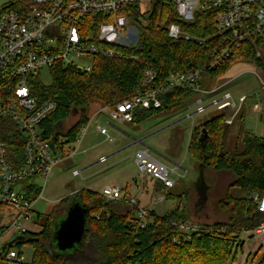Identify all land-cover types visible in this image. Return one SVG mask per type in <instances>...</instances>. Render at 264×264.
I'll use <instances>...</instances> for the list:
<instances>
[{"label":"trees","instance_id":"16d2710c","mask_svg":"<svg viewBox=\"0 0 264 264\" xmlns=\"http://www.w3.org/2000/svg\"><path fill=\"white\" fill-rule=\"evenodd\" d=\"M8 4L14 5L10 2ZM94 19L103 20L100 16ZM129 21L135 28L136 41L120 49L131 57H94L90 71L79 70L59 61L49 67L47 73L50 81L47 83L41 75L31 76L29 86L36 102L51 100L56 104L55 111L42 124L47 139L57 142L63 137L65 145L71 147L89 122L87 111L90 103L98 101L102 106L113 108L117 103L132 97L146 69L153 70L151 86L157 87L167 81L170 73L191 68H204L203 75L209 79L220 77L236 62H254L264 68V59L256 57L255 49L250 44L235 49L228 59L210 69L213 40L206 45H199L193 39L173 40L168 36L167 27L171 23L199 37L211 34L213 26L209 12H199L193 21L186 22L178 17L172 5L159 4L147 13L131 10ZM199 95L198 92L184 88L164 91L159 95L161 107L137 108L132 122L139 123L158 110H171L186 102L189 105L191 98ZM242 109L233 118L241 124L238 137L242 149H225V137L232 125L225 122L232 115L227 113L217 114L193 126L187 147L198 166H210L214 170L226 172L230 177L228 189L240 191L241 195L237 197L226 193L218 200V206L229 211L226 221L194 225L188 223L181 206L183 192L174 195L169 191L171 188L165 189L161 182L147 177L153 185L151 195L160 193L165 200L177 201L172 208L158 213L153 207L141 204L138 196L130 195L127 188H121L119 199H107L101 192L82 188L60 200L48 213H37V220H41L36 221L39 230L28 232L22 239L7 243L6 249L14 245L21 249L26 243L33 247L30 261H20L18 264H264V248L252 234L256 227L253 215L258 210V204L250 198L253 191L264 195V134L257 135L244 128L245 107ZM75 116L74 123L66 127L65 121ZM202 128H205L207 135L201 145L199 136ZM10 132L11 139L9 136L7 139L10 161L20 166L22 144L14 126H11ZM26 182L29 183L26 187L27 195L34 198L38 190H31L32 179ZM143 183L141 192L145 191ZM71 199L89 208L81 248L84 249L87 244L95 255L93 260H88L81 248L75 251L73 257H65L55 253L52 247L55 212L58 206ZM131 199L135 202H131ZM7 207L0 202V212ZM140 207L147 210L148 215L144 218L138 216ZM182 224L188 228L182 229ZM242 235L247 236L243 238ZM246 239L251 241L248 243L249 251L244 254Z\"/></svg>","mask_w":264,"mask_h":264},{"label":"built area","instance_id":"2783aa9c","mask_svg":"<svg viewBox=\"0 0 264 264\" xmlns=\"http://www.w3.org/2000/svg\"><path fill=\"white\" fill-rule=\"evenodd\" d=\"M14 5H9L8 3ZM0 8V202L15 210L13 219L1 228L2 245L0 259L18 263L22 256L19 251L6 249L7 241L14 236L36 232L39 225L34 220L35 202L42 198L48 177L59 161L74 156L85 134V127L77 135L73 145H65V138L57 142L47 139L42 124L55 111L51 100L37 103L31 95L29 79L48 71L56 62L90 71L94 57H131L120 48L135 44V28L130 24L131 10L140 13L151 12L155 5H172L178 17L186 22L194 20L199 12H209L212 19V33L196 36L184 32L176 23L167 27V34L173 40H196L206 45L213 40L210 69H214L228 59L235 49L246 44L255 49L256 57H262L264 45V0H11ZM146 5L142 12V5ZM100 16L102 21L94 18ZM93 18V19H92ZM81 58L90 59L81 65ZM204 68H191L179 73H170L162 86L152 87L154 72L146 69L135 94L107 108L110 121L132 122L137 108L161 107L159 95L174 88L190 89L200 95L210 94L209 105L218 109L234 108L233 114L225 119L231 124L235 114L246 102L247 96L240 95L236 101L229 92L217 96L218 88L204 90L199 79ZM209 79V78H207ZM264 89V84L262 83ZM204 99L198 96L188 108L196 106L202 112ZM261 103H254L252 110L260 111ZM106 124H109L106 121ZM11 126L17 130L22 144V164L10 161L8 136ZM97 131L105 139L112 140L105 126H97ZM12 157V156H11ZM103 160V159H102ZM135 163L142 183L147 177L161 182L165 189L175 185V167L168 168L151 157L147 150L135 153ZM79 175L80 171H72ZM179 175V174H177ZM32 179L31 190H38L34 198L27 195L26 181ZM42 182V185H39ZM101 194L107 199H119L121 187L106 186ZM250 198L257 202L258 210L264 214V195L253 191ZM161 196L157 201L161 202ZM135 202L134 199L130 200ZM154 207V203L152 204ZM147 210L139 208L138 216L146 217ZM187 229L186 224L181 225ZM252 234L264 248V220ZM10 241V242H14Z\"/></svg>","mask_w":264,"mask_h":264},{"label":"rangeland","instance_id":"374dc122","mask_svg":"<svg viewBox=\"0 0 264 264\" xmlns=\"http://www.w3.org/2000/svg\"><path fill=\"white\" fill-rule=\"evenodd\" d=\"M11 0H0V8ZM146 5H142V12H145ZM141 18V17H140ZM132 26V25H131ZM262 58L264 59V45L261 48ZM81 65H87L90 63V59L81 58L78 61ZM44 82H49L50 77L46 70H42L40 73ZM205 74L199 79L202 89L218 88L217 96H221L225 92H229L232 97L237 101L240 95H246L247 99L245 106L242 105L241 109L245 107V123L247 126L257 135L264 134V68L258 66L254 62H236L233 63L230 68L220 77L215 79H206ZM204 98L202 106L207 105L210 102V95H199ZM198 97L191 98L197 99ZM191 102V103H192ZM261 103L262 109L258 111L252 110L254 103ZM189 103V104H191ZM189 105L183 103L171 110L162 109L146 116L139 123L134 122H122L119 120L113 121L112 124L120 129H127L128 132H132L137 129L134 135L135 139L144 138L142 143H136L124 148L120 157L124 158L119 165L106 167L111 159L106 162L92 163L88 168H85L90 163L86 164L85 161L89 157L95 156L101 149L109 147V145H115L118 141L107 140L94 131L96 122H102L106 118L104 111L99 115L97 120H93L94 115L99 113L102 104L98 101H92L87 111L89 122L85 127V134L81 144L77 147V152L74 156H69L63 161H59L50 176L48 177L46 187L42 192V198H39L33 209L35 211L34 220H37L36 214H46L51 208L57 205L60 200L67 196H71L74 190L91 187L100 192L106 186H112L121 184L123 188H127L130 195L138 196L141 204L145 207L153 206L158 213H164L176 204V200H164V202L157 201L161 195L155 193L153 195V185L149 179L145 178L143 184H145V191L141 192L142 181L138 174L135 153L139 150L148 149L149 155H152L159 161H161L168 168H173L175 165L181 164V167L175 168L173 178H175V185L169 191L178 195L183 192V201L181 206L184 209V217L188 223L200 224V223H212L215 221H226L229 216L228 210H223L218 206V200L225 196L226 193L237 197L240 194L235 188L228 189L230 177L226 172L214 170L210 166H198V162L188 152V141L190 138L191 130L193 126L201 124L203 121L220 114L227 113L233 114L234 108L230 109H218L214 105H210L202 112H195L196 106L188 108ZM243 110V109H242ZM107 112V111H106ZM190 114H192L190 116ZM75 117H70L65 121V126L68 127L74 123ZM244 125V128H247ZM65 127V128H66ZM241 124L233 121L225 137V149L233 151L242 149V143L239 140V129ZM133 133V132H132ZM111 137L113 134H109ZM114 138V137H112ZM104 141L100 143L101 141ZM100 141V142H99ZM99 142L93 146L92 144ZM132 143V140L128 143ZM127 144V145H128ZM126 145V146H127ZM76 147L75 145H71ZM91 146V147H90ZM99 158L96 159V161ZM74 164V165H72ZM85 168V169H83ZM73 169L81 170L79 175H73ZM186 170V172L184 171ZM179 174V175H177ZM128 176V178H127ZM42 185V182H39ZM126 184V185H125ZM127 186V187H125ZM146 190H148L147 193ZM150 193V194H149ZM150 198V199H149ZM149 199V201H148ZM70 201V200H69ZM68 201V202H69ZM148 201V202H147ZM67 204V203H66ZM58 206L54 218V223H58L61 220V216L64 213L65 206ZM15 215V210L7 207L0 212V226L9 223ZM0 231V246L2 245V237ZM247 235H242L245 238ZM247 240V239H246ZM14 241L12 236L7 242ZM251 241V240H250ZM249 240H247L245 246V253L249 251ZM55 253L61 254L65 257H73L75 254V248L60 250L55 244H52ZM79 249V246H76ZM11 249L21 251L20 261L29 262L31 259L33 247L29 244H24L21 249L17 246H12ZM83 254L86 253L88 260H93L95 255L90 251L89 246L86 244L84 249L81 248ZM87 257L85 259H87ZM241 263V261L239 262ZM0 264H18L13 262L0 261ZM248 264V263H247Z\"/></svg>","mask_w":264,"mask_h":264},{"label":"water","instance_id":"95a60500","mask_svg":"<svg viewBox=\"0 0 264 264\" xmlns=\"http://www.w3.org/2000/svg\"><path fill=\"white\" fill-rule=\"evenodd\" d=\"M75 112V109H72ZM205 128L201 129L199 136V142L202 145L206 138ZM144 138H132V143L126 147L136 143H142ZM89 214V208L79 202L76 199H71L65 206L64 213L61 216V220L58 223H54L52 229V244H55L60 250H67L75 248V251L79 250L85 237V231L87 229V218ZM254 224L257 226L264 220L263 212L257 210L253 215ZM23 236H19L18 239H22ZM79 246V249H76Z\"/></svg>","mask_w":264,"mask_h":264},{"label":"crops","instance_id":"0c3cea01","mask_svg":"<svg viewBox=\"0 0 264 264\" xmlns=\"http://www.w3.org/2000/svg\"><path fill=\"white\" fill-rule=\"evenodd\" d=\"M207 78H204V80H206ZM209 90V89H208ZM208 95H210V94H208ZM211 96V95H210ZM203 98V97H202ZM211 98H213L212 96H211ZM211 98H210V101H211ZM204 99V98H203ZM208 106H210L209 105V103L207 104V107ZM206 107V108H207ZM100 112L99 113H97V114H95L94 115V118H93V120H97V118L99 117V115L104 111V113L106 114V118L104 119V121H102V122H96L95 123V126H94V131H95V133L96 134H98V135H100V136H102V137H104V135L103 134H101V133H99L98 131H97V126H105L106 127V129H107V132L110 134H113V136L112 137H114V138H112V142L113 141H115V140H117L118 142L115 144V145H109V147H107V148H105V149H101L100 150V152L99 153H97L95 156H92V157H89L88 158V160H86L85 161V163L86 164H88V163H90L89 165H87L85 168H88V167H90L91 165H92V163L94 162V163H98V161L99 162H106L108 159H111L110 160V163L106 166L107 168L108 167H110V168H112V166H115V165H120L121 163H122V161H123V159L124 158H121L120 157V153H121V151L124 149V148H126V145L132 140V138H134V135L133 134H135L136 132H137V129L135 128V130L134 131H132V132H128V130L127 129H120V128H118V127H116L115 125H113L112 124V122L113 121H110L109 119H108V114H107V108L105 107V106H102L101 107V109L99 110ZM102 111V112H101ZM196 112V111H195ZM259 112V111H258ZM233 113V112H232ZM192 114H190V116H191ZM106 121H108L109 122V124H106ZM233 121H235L234 119H233ZM233 121H232V123H233ZM125 123V122H124ZM245 126H247V124L245 123ZM247 128L248 129H250L248 126H247ZM237 130H239L238 128H237ZM251 130V129H250ZM105 138V137H104ZM105 141H107V139L105 140ZM110 141V140H109ZM100 142V141H99ZM99 142H95V143H93L92 144V147L93 146H97L96 144L97 143H99ZM102 142H104L103 140L100 142V143H102ZM91 147V146H90ZM145 150H147V152H149L148 151V149H145ZM149 154V153H148ZM151 157H153L152 155H150ZM97 158H99V160H97L96 161V159ZM153 158H155V157H153ZM103 159V160H102ZM156 159V158H155ZM135 160V159H134ZM158 160V159H157ZM161 162V161H160ZM72 165H74V164H72ZM175 166H177V167H181V164H178V165H175ZM85 168H83V169H85ZM74 170H76V169H73V171ZM81 170L82 169H80V170H77V171H80V173H81ZM185 172H186V170H184ZM127 178H128V176H127ZM117 186H119V187H121V188H123V186L121 185V184H116ZM126 185V184H125ZM125 187H127V186H125ZM87 189H91V190H95V189H93V188H91V187H86ZM77 190V189H76ZM76 190H74V191H76ZM73 191V192H74ZM95 191H98V190H95ZM101 192V191H100ZM162 195V194H161ZM165 200V199H164ZM164 200L163 201H161V202H164ZM160 202V203H161ZM154 209L156 208L155 206L153 207Z\"/></svg>","mask_w":264,"mask_h":264}]
</instances>
